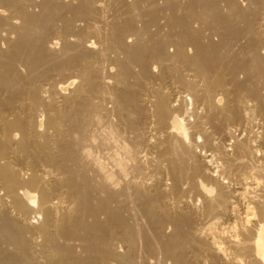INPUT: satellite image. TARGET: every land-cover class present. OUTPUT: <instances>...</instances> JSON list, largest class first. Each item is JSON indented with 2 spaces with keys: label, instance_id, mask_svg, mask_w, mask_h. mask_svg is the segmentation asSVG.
I'll return each mask as SVG.
<instances>
[{
  "label": "bare ground",
  "instance_id": "6f19581e",
  "mask_svg": "<svg viewBox=\"0 0 264 264\" xmlns=\"http://www.w3.org/2000/svg\"><path fill=\"white\" fill-rule=\"evenodd\" d=\"M206 21L264 79V0H0V264H264L258 94Z\"/></svg>",
  "mask_w": 264,
  "mask_h": 264
},
{
  "label": "rangeland",
  "instance_id": "374dc122",
  "mask_svg": "<svg viewBox=\"0 0 264 264\" xmlns=\"http://www.w3.org/2000/svg\"><path fill=\"white\" fill-rule=\"evenodd\" d=\"M242 1H245V0H242ZM207 22H208V21H206V23L202 24L203 26L201 25L202 28H203V30H204V28H205V30L208 29V31H206V32L204 31V33H207V34H206V38H204L203 40H204L206 43H208V41H209L210 39H211V40L213 39L212 41H216V42H218V43H219V40H220V42L223 40L222 42H223V44H224L225 47L221 45V48L219 49V52H220L221 56L224 54L225 57H226V56H228V57L230 56L229 58H231V59H230L231 61H232V59L234 60V62H232V64L230 63L231 61H230L229 63L231 64V68L236 67L237 73L240 72L239 74L236 73V74H237V77H238V80L240 81V79H241V80L243 81V79H244L243 82H244V83L246 82V83H245V84H242V85L245 86V87H248V83H249V85H250L249 88H250V87H251L252 89L254 88L253 90L255 91V93L258 94L257 96H253V94H252V92H251V90H250V93H251L250 96H251V98H252V96H253V100L255 101V102H254V101H251V102H253V103L256 104V106H257V104H259V103H256V102L259 101L260 104L262 105V107H260V105H259L258 110H255L254 108H255L256 106L253 105V103H252V107H251L252 110H250L251 112H250V111L248 112L250 115H248V116H249V117H248L249 120L246 121L247 125L245 126V124H243L244 122H242V124H241V123L233 124L232 127H233V129H234V132H235L236 136H237V134H238V135L240 134L239 136H237V138H241V140H242V139H243V140L246 139L247 141H250V140H251V142H253L252 140H255V139H256L257 142H256V143L253 142L254 144H256V145H257V144H258V145H261L262 141H263V144H264V140H263L264 136H263V133H262V135H261V131L264 130L263 127L261 128V126H264V125H263V124H264V123H263V122H264V110H263L264 103L262 104V101L264 100V99H263V97H264V94H263V93H264V87H263L264 84H263V83H264V82H261V79H262V81H263L264 79L261 78V77H259V78L257 79L258 74L255 75V71H256L255 68H253L249 63H248V64L246 63L247 60H248L249 58H248V56H247V55H248L247 50H246L245 48H243L244 40H242V39H240V38H237V39L235 38L236 40H233V37H232L231 33H229V32H228V33H229L231 36H229V35H225V36H224V39H223L222 36L219 37L220 34H221L220 31H221V32L223 31V30H222L223 28L220 27L221 25H218V24L212 22V25H211V26H212L213 28H211V27L209 28V26H210V24H211V21H209L210 24H208ZM205 24H206V25H205ZM207 25H208V26H207ZM216 25H217V26H216ZM205 26H206V27H205ZM214 26H216V27H218V28H216V27H214ZM155 27H156V26H155ZM155 27H154V28H155ZM207 27H208V28H207ZM221 28H222V29H221ZM164 29L167 30L168 28L166 27V28H164ZM210 29H211V31H209ZM174 30H177V29L175 28ZM212 30H213L214 32H213ZM217 30H220L219 33H218ZM162 31H163V32H162ZM162 31H160L161 33H160L159 35H163L162 33H166L165 30H162ZM210 32H212L213 35H212ZM215 32H217L218 34L215 33ZM209 33H210V34H209ZM222 33H223V32H222ZM208 34H209V38H210V39L208 38ZM159 35H157V36H159ZM210 35H212V38H211ZM217 35H219V36H217ZM157 36H156L155 38H157ZM233 36H234V35H233ZM218 37H219L220 39H219ZM221 38H222V39H221ZM227 38L229 39V43H230V41H231V42L236 46V48L232 47L234 50L230 47V46L233 45V44H232V43L229 44L228 41H227ZM93 39H94V38H93ZM208 39H209V40H208ZM214 39H215V40H214ZM238 39H239V40H238ZM148 40H149V39H148ZM237 40H238V41H237ZM241 40H242V41H241ZM152 41H153V40H149L150 43H151ZM224 41H225V42H224ZM240 41H241V42H240ZM222 42H221V43H222ZM240 45H241V47H239ZM59 46H60V45H59ZM100 46H102V45H101V44H100V45L98 44V45H97V49H98V48L100 49ZM226 46H227V47H226ZM228 47H229V48H228ZM238 47H239V48H238ZM170 48H171V47H170ZM223 48H224V49H223ZM189 49H191V47H190ZM236 49H238V50L236 51ZM242 49H243V51H242ZM230 50L232 51L231 53H230ZM245 50H246V51H245ZM221 51H222V52H221ZM234 51H235L236 53L233 54L234 57L232 58L231 55H232V53H233ZM224 52H225V53L227 52L226 55H225ZM244 52H245V54H244ZM228 53H229V54H228ZM242 53H243L245 56H244ZM230 54H231V55H230ZM235 55L237 56L236 59H239V56H240V58H241V56H242V58L239 59V60H241V61H240L241 64H240V62L235 61ZM224 56H223V57H224ZM245 57H247L248 59H246ZM248 62H249V60H248ZM233 63H236V65L233 64ZM237 63H238V64H237ZM232 65H233L234 67H232ZM240 65L243 66V67H241V69L239 68ZM237 66H239V67H237ZM249 66H250V67H249ZM248 67H249V68H248ZM237 68H238L239 70H238ZM252 68H253V69H252ZM158 69H159V68H157V70H158ZM246 69H248V70H246ZM236 70H235V72H236ZM241 70H242V71H241ZM243 70H244V71L246 70V71L244 72ZM160 71H161V70H159V73H160ZM187 71H188V70H186V72H187ZM250 71L253 73V75L251 74ZM253 71H254V72H253ZM246 72H247V73H246ZM256 72H257V71H256ZM187 73H190V72L188 71ZM190 74H191V73H190ZM248 74H249L250 76H249ZM238 75H239V76H238ZM245 75H246V76H245ZM251 75H252L253 78L251 77ZM254 75H255V77H254ZM256 76H257V77H256ZM161 77H162V76H161V74H160V78L158 77L156 80L154 79V80L152 81V85H153V84L155 85L156 83H158V85H157V86L155 85V87L159 88V87L162 86L160 89L168 90V92H169V90H172V91H171V95H170V96H171V99H170V100H171V101L173 100V101H175V102H176V100H177L178 102H183L184 104L179 103V105H180L181 107L184 106V107L182 108V109H184V108H185V105L187 106V104H185V102L182 101V100H180V99H179V100H180V101H179L178 98L181 97V96H185L187 93L185 92L186 90H184V89H185L184 86H180V85H182V83L179 84L180 79H177L178 83H177V81H175L176 84H174V83H173L174 81H173V82H172V81H168V82H166V81H163ZM242 77H243V79H242ZM249 79H250V80H249ZM248 80H249V82H248ZM255 80H256V81H255ZM258 80H260V81H258ZM242 81H240V83H243ZM252 81H253V82H252ZM170 82H171L173 85H175V86L173 87V85H172ZM180 82H181V81H180ZM257 82H259V83L257 84ZM159 83H160V84H159ZM169 83H170V84H169ZM261 83H262V85H261ZM161 84H162V85H161ZM178 84H179V85H178ZM253 84H254V85L257 84L259 87H260V86H261V87L258 88L257 85H255V87H254ZM160 85H161V86H160ZM163 85H164V88H163ZM169 85H170V86H169ZM171 85H172V87H171ZM251 85H252V86H251ZM179 87H180V88H179ZM256 87H257V88H256ZM166 88H167V89H166ZM261 88H262V90L260 91ZM176 89H177V91H176ZM256 89H258V91H256ZM67 90H68V89H64L65 92H67ZM68 91H69V90H68ZM174 92H176V93H174ZM178 92H180V93H178ZM259 94H260V95H259ZM179 95H180V96H179ZM261 95H262V96H261ZM177 96H179V97H177ZM259 96H260V97H259ZM172 97H173V99H172ZM174 97H175V99H174ZM256 97H257V98H256ZM176 98H177V99H176ZM255 99H256V100H255ZM261 100H262V101H261ZM186 101L188 102V108H190V110H191L192 106H191V101L189 100V97H187V100H186ZM175 102H174L173 104L178 105V102H176V103H175ZM187 102H186V103H187ZM182 105H183V106H182ZM189 105H190V106H189ZM256 108H257V107H256ZM259 108H260V109L262 108V109L259 110ZM191 111H192V110H191ZM252 111H254V112L252 113ZM256 111H258V112H257V113H258L257 116H258L259 118H260L261 116H263V118L261 117V118L259 119V118L256 116V113H255ZM259 112H260V114H259ZM262 113H263V114H262ZM251 114H252V115H251ZM253 115L256 116V118H255V117L253 118ZM250 116H251V117H250ZM191 117H193V116H191ZM191 117H190V120H191ZM252 118H253V119H252ZM193 119H194V118H193ZM251 119H252V120H251ZM257 119H258V121H257ZM261 119H262V121H261ZM191 121H192V120H191ZM251 121H252V124H250V127H251V128L254 127V128L256 129V131H255L254 128H253L254 130L252 131V129L249 127V124H248V123L251 122ZM254 122H255V124H254ZM257 122H258L259 124H258ZM261 123H262V124H261ZM237 124H238V126H236ZM241 125H243V126H241ZM256 125H258V127H257ZM259 125H260V127H259ZM234 126H235V127H234ZM239 126H240V129H239V130H241L242 132H241V131L239 132V130H238ZM244 127H245V128L248 127L247 129H248L251 133L254 134V132H255L256 134L253 135V134H251L250 132H249L250 135L247 134L248 131H245V130L243 129ZM235 128H236V130H235ZM249 128H250V129H249ZM242 129H243V130H242ZM247 129H246V130H247ZM260 129H261V130H260ZM244 131L246 132L247 135L245 134ZM258 131H260V133H259ZM237 132H238V133H237ZM242 133H243L245 136H243ZM257 135H259L258 137L261 136L262 138H261V137H260V138H261L262 140L259 139V138L257 139ZM240 136H241V137H240ZM242 136L245 137V138H243ZM247 136H249L250 139H249ZM221 137H222V138H220V140H219V142H220V143H219V146H221V148H222L221 150H223V147H224L225 143H227V144H226L227 146H225L224 149H227V147H228V149H229V147H230V148L232 147V148H231L232 150L230 151V149H229L228 152H229V154H230L231 156H233V155H232V154H233L232 152H233V148H234V147H233L232 145H229V144H231V143L233 142L234 138H231V137L228 138V141H229V142L231 141V142L229 143V142L226 141L227 138L223 141V139H224L225 137H223V136H221ZM246 137H247V138H246ZM254 137H255V139H254ZM199 139H200V138L198 137L197 140L199 141ZM221 139H222V140H221ZM258 140H259L260 143L258 142ZM222 142L224 143L223 145H222ZM263 144H262V145H263ZM228 145H229V146H228ZM262 145H261V146H262ZM222 146H223V147H222ZM263 148H264V145H263ZM228 149H227V150H228ZM197 150L199 151L200 148L197 149ZM208 153H210V152H208ZM231 153H232V154H231ZM217 154H219V152H217ZM216 157H218V158H216ZM216 157H215V159H217V161L214 160V158H213L214 163H213V166H212V167H216V166H217L218 164H220V162L222 161V160H220V161L218 160V159H219V156H216ZM209 158H210V157H209ZM254 159H255V162H256V161H257V158H254ZM262 161H263V160H262ZM262 161H261V162H262ZM217 162H218V163H217ZM261 162H260V160H259V161H257L256 163H257V164H259V163H260V164H263V163H264V162H263V163H261ZM216 163H217V164H216ZM235 182H236V181H234V183H235ZM237 183H238V181L236 182V184H234L236 187L239 185V183H238V184H237ZM235 186H234V187H235ZM198 199H199V198L197 197V200H198ZM166 264H167V263H166Z\"/></svg>",
  "mask_w": 264,
  "mask_h": 264
}]
</instances>
